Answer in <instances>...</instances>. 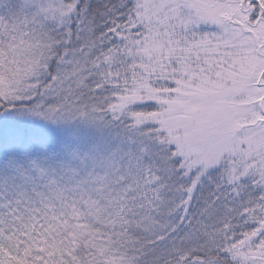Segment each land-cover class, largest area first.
<instances>
[{
  "label": "snow or ice",
  "instance_id": "snow-or-ice-1",
  "mask_svg": "<svg viewBox=\"0 0 264 264\" xmlns=\"http://www.w3.org/2000/svg\"><path fill=\"white\" fill-rule=\"evenodd\" d=\"M0 264H264V0H0Z\"/></svg>",
  "mask_w": 264,
  "mask_h": 264
}]
</instances>
